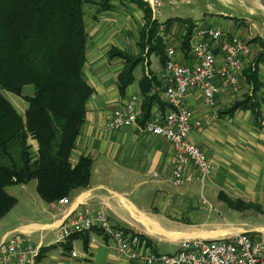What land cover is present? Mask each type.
Wrapping results in <instances>:
<instances>
[{
    "label": "crops",
    "instance_id": "obj_1",
    "mask_svg": "<svg viewBox=\"0 0 264 264\" xmlns=\"http://www.w3.org/2000/svg\"><path fill=\"white\" fill-rule=\"evenodd\" d=\"M144 18V12L128 0L119 1L111 11L94 15L90 22L86 15L84 76L94 92L70 161L75 166L82 157L92 159L90 185L76 190L66 204L60 200L46 202L38 192L31 194L26 197L24 208L10 216L20 205L17 198V204L0 220V242L10 233L21 232L42 246L35 264H142L117 255L112 239L97 229L60 241V227L79 209L104 210L112 224L128 234L140 235L159 253H176L187 239H233L242 233L264 243L261 65L258 117L251 109L235 107L253 86L245 71L241 91L236 95L223 92L214 108L208 107L196 91H190L187 97L194 118L202 121V126L194 128L189 138L213 163V173L204 181L191 166L184 182L177 184L171 179L175 151L164 138L136 127L106 128L113 110L124 106L130 95L140 97L143 114L145 90L154 97L153 112L167 108L159 76L164 68L161 55L151 50V45L142 49L141 36L130 39L131 27L120 26L121 21L144 23ZM181 56L182 60L189 59V55ZM127 58L135 62L131 68ZM128 73L133 81L122 91ZM30 143L36 152L37 141L30 139ZM35 188L37 191V181ZM73 251L77 257L72 256Z\"/></svg>",
    "mask_w": 264,
    "mask_h": 264
},
{
    "label": "trees",
    "instance_id": "obj_2",
    "mask_svg": "<svg viewBox=\"0 0 264 264\" xmlns=\"http://www.w3.org/2000/svg\"><path fill=\"white\" fill-rule=\"evenodd\" d=\"M117 1L122 0H0V220L18 202L8 191L11 186L36 180L39 196L54 202L90 185L92 159L82 157L75 166L70 161L94 92L84 76L87 6H96L98 15L113 10ZM129 1L145 13L142 49L151 45L165 66L166 43L159 38L155 44L154 37H150L158 22L150 4L144 0ZM189 24L180 44L184 55H189L194 28L191 20ZM261 56L264 54L257 62ZM127 60L131 68L135 62ZM245 73L253 85V95L246 94L235 107L251 109L258 117V69L248 66ZM132 81L133 76L128 73L122 91ZM26 85L34 86V94L24 97L29 105L23 115L2 91L22 95ZM143 94L141 122L150 118L154 99L148 96V90ZM30 139L38 143L36 152Z\"/></svg>",
    "mask_w": 264,
    "mask_h": 264
},
{
    "label": "built area",
    "instance_id": "obj_3",
    "mask_svg": "<svg viewBox=\"0 0 264 264\" xmlns=\"http://www.w3.org/2000/svg\"><path fill=\"white\" fill-rule=\"evenodd\" d=\"M172 40L164 37L167 59L159 75L166 110L152 111L150 118L141 122V99L138 95H130L124 106L113 110L106 128L136 127L141 132L164 138L175 151L171 179L177 184L184 182L191 166L204 181L212 175L213 163L189 138L194 128L202 126V121L194 118L187 97L190 91H196L208 107H216L223 92L238 89L243 70L252 58L253 47L248 39L236 33L215 25H198L190 39L189 59L182 60ZM60 202L66 204L68 198ZM92 229L112 239L117 255H125L142 264H264V243L249 233L233 239H187L181 242L176 253H159L140 235L128 234L112 224L104 210H77L60 227L59 240L66 241ZM41 251L40 244L33 243L21 232H13L0 242V264H35ZM72 256L78 254L73 251Z\"/></svg>",
    "mask_w": 264,
    "mask_h": 264
},
{
    "label": "rangeland",
    "instance_id": "obj_4",
    "mask_svg": "<svg viewBox=\"0 0 264 264\" xmlns=\"http://www.w3.org/2000/svg\"><path fill=\"white\" fill-rule=\"evenodd\" d=\"M144 1L148 2L149 0ZM117 3L119 5L118 1ZM148 3L153 18L158 21L156 23L157 28L151 33L149 31L150 37H154L155 44L159 38L164 41V37H171L173 45L182 55L180 44L186 37L185 34L190 26L189 20L194 23L193 30L198 25H215L248 39L252 44L254 58L252 57L246 65L243 74L248 66L254 70L261 65L264 69V57L261 56L257 62L258 57L262 53L264 54V7L258 0H150ZM158 3H160V6H157ZM153 4L156 5V8L153 7ZM96 9L97 7L94 5L87 6V20L89 22L96 15ZM142 11L144 12V10ZM120 26L123 28L131 27L128 36L132 39L131 36L134 35L142 36V31L146 28V21L145 18L144 23L141 20H137L135 24L131 20H129V23L121 21ZM152 44L154 45V42ZM243 80L242 78L238 89L232 91L233 95L241 91ZM2 92L16 109L24 115L29 105L24 97L34 94V86L26 85L23 88L22 95L6 90ZM246 94L253 95V86ZM35 184L36 180H32L26 186L14 185L8 188L10 194L20 199V205L14 208L15 210L9 214L10 216H12V213H17V211L24 208L27 196L37 193Z\"/></svg>",
    "mask_w": 264,
    "mask_h": 264
},
{
    "label": "water",
    "instance_id": "obj_5",
    "mask_svg": "<svg viewBox=\"0 0 264 264\" xmlns=\"http://www.w3.org/2000/svg\"><path fill=\"white\" fill-rule=\"evenodd\" d=\"M258 1L264 7V0H258Z\"/></svg>",
    "mask_w": 264,
    "mask_h": 264
}]
</instances>
